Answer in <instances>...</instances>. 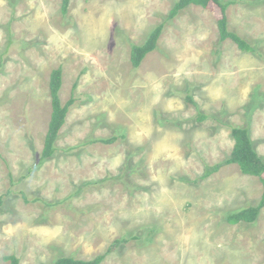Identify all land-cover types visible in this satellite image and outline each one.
<instances>
[{"label": "rangeland", "instance_id": "1", "mask_svg": "<svg viewBox=\"0 0 264 264\" xmlns=\"http://www.w3.org/2000/svg\"><path fill=\"white\" fill-rule=\"evenodd\" d=\"M177 1L71 0L64 17L62 0H0V264L90 261L117 240L102 264H264V210L252 225L226 221L258 204L259 179L237 165L203 178L230 158L232 126L248 125L264 160V0L226 12L258 52L220 43L216 12L191 5L134 69L131 45ZM58 68L62 104L76 103L39 166ZM120 176L128 185L92 184Z\"/></svg>", "mask_w": 264, "mask_h": 264}, {"label": "trees", "instance_id": "2", "mask_svg": "<svg viewBox=\"0 0 264 264\" xmlns=\"http://www.w3.org/2000/svg\"><path fill=\"white\" fill-rule=\"evenodd\" d=\"M71 0H62V7L61 13L64 17L68 15L69 7H70ZM238 3V0H178L167 19L164 20L162 24L157 26L152 32L149 34L146 42L142 45H131V64L134 69H138L141 67L143 61L146 59L147 55L154 52L158 48V43L160 38L163 34L164 28L167 22H170L176 19L182 11H184L187 7L191 5L200 6L204 9H212L216 12V16L218 18V27H219V34H220V43L225 42L226 40L231 39L236 43L239 49L245 53H256L258 50L254 48V46L248 40L243 39L239 35L234 32H230L228 29V19H227V9L229 6ZM50 96L52 100V116L51 121L49 124V130L45 138L44 148L42 154L39 157L38 165H42L45 161L50 159L56 152V142L59 138L60 131L64 127L66 123L67 115L70 109L75 105L76 99L72 96L70 100L66 104H62L60 100V91L62 89V69L58 68L52 71L51 78H50ZM76 86H74V89ZM191 105L195 106V102L192 97H188ZM248 107L247 109H249ZM250 113L253 112L252 109L249 110ZM198 120L200 122H204L209 117L204 113H199ZM248 124V123H247ZM232 135L235 140V145L232 151L230 158L225 160L223 163L208 166L206 168V172L203 178H209L213 174L218 173L222 168L230 165H237L242 174L258 178L263 186V194L261 199L259 200L256 206H250L248 208H244L241 210H237L231 213H228L226 216V221L231 225H238V224H255L260 217L262 211L264 210V160L259 156L257 151L254 149L253 142L249 135L248 125L246 127H235L232 126ZM120 138L126 139L127 136L121 134V136H114L111 138H103V139H95L89 140L87 142L82 143V145L69 148L66 151H72L74 149L81 148V146H87L91 144H105V145H113L116 143ZM38 166V167H39ZM136 171H132L131 174H135ZM109 180L119 181L126 185L127 179L123 176L117 178H109L99 183L93 182L92 184H100L103 185L107 183ZM91 184V183H89ZM67 200L62 201L65 203ZM1 206V202H0ZM126 242V240H117L113 244L112 248L104 255L98 256L97 258L84 261L78 260L74 257H60L55 260L51 264H102L105 260L106 256L115 250L114 247L117 245ZM6 262L9 264H21L19 258L15 255L7 256L4 258Z\"/></svg>", "mask_w": 264, "mask_h": 264}, {"label": "crops", "instance_id": "3", "mask_svg": "<svg viewBox=\"0 0 264 264\" xmlns=\"http://www.w3.org/2000/svg\"><path fill=\"white\" fill-rule=\"evenodd\" d=\"M171 47L174 49V50H177V46L176 45H171ZM197 53H196V57L200 56V50L196 49L195 50ZM191 54V52H189L187 49H186V52L183 54V55H189ZM212 88H216V86H211Z\"/></svg>", "mask_w": 264, "mask_h": 264}]
</instances>
